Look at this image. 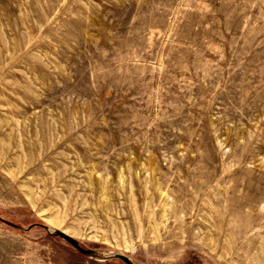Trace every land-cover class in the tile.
<instances>
[{
	"label": "rangeland",
	"instance_id": "374dc122",
	"mask_svg": "<svg viewBox=\"0 0 264 264\" xmlns=\"http://www.w3.org/2000/svg\"><path fill=\"white\" fill-rule=\"evenodd\" d=\"M56 230L264 264V0H0V264H125Z\"/></svg>",
	"mask_w": 264,
	"mask_h": 264
},
{
	"label": "water",
	"instance_id": "95a60500",
	"mask_svg": "<svg viewBox=\"0 0 264 264\" xmlns=\"http://www.w3.org/2000/svg\"><path fill=\"white\" fill-rule=\"evenodd\" d=\"M6 223L9 225L15 226V227H19L17 224H14V223L9 222V221H6ZM44 227L47 228L46 226H44ZM53 234L60 236L61 238H63L64 240H66L67 242L72 244L81 254L89 255L91 257L101 259V260L116 258V259L123 261L125 264H134V262L130 259V257L123 254V253L116 252V253H111L108 255H103V254L96 252L92 248L83 247L75 238H73L70 235H67V234H65L59 230H56Z\"/></svg>",
	"mask_w": 264,
	"mask_h": 264
}]
</instances>
